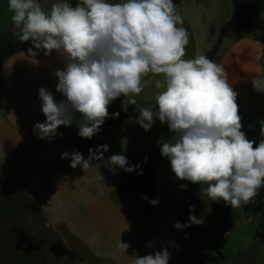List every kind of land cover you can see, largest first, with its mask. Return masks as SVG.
Masks as SVG:
<instances>
[{
  "label": "crops",
  "instance_id": "obj_1",
  "mask_svg": "<svg viewBox=\"0 0 264 264\" xmlns=\"http://www.w3.org/2000/svg\"><path fill=\"white\" fill-rule=\"evenodd\" d=\"M247 1L264 5V0ZM56 2L59 0H48L42 8L49 11ZM173 2L189 33L184 59L208 56L216 43L211 42L210 48L206 42V50L200 51L203 40L197 38L195 25L188 20L192 16L195 24L197 21L210 31L211 17L187 15L194 4L192 9H198L195 0ZM225 2L229 7L233 4L232 0ZM228 9L225 25L232 16ZM13 15L8 0H0V37L13 32ZM263 18L249 31L230 30L214 59L224 67L228 83L237 93L241 130L255 142L254 147L264 139L260 124L264 121V94L252 85L253 77L264 76ZM207 34L210 32L205 31L203 37ZM30 48L35 55L28 51ZM65 65L60 53L53 51L46 56L32 45L0 63V231H67L95 258L112 264H133V255L142 257L163 248L170 252L169 264H264V230L255 231V218L264 215V196L259 195L264 187L253 202L233 209L223 201H211L205 194L207 186L200 185L197 218L203 223L197 225L198 233L191 240L185 227H175L177 222L183 224L179 205L189 181L175 176L167 157L162 156L155 172L153 200L158 203H151L145 210L139 198L118 197L121 186L142 167L169 131L158 118L151 130L145 131L138 123L139 117H132L141 107L157 110L155 96L161 89L155 87V81L163 80L162 76L149 74L144 78V90L135 97L137 106L128 105L124 111L125 98L114 100L108 108L109 118L119 113L124 121L100 127L91 139L78 135L75 122L61 125L59 134L51 139H40L34 125L45 122L46 117L38 90L43 87L57 102L64 100L63 94L56 91L58 78L54 73ZM244 106L255 109V120L254 110H250L244 122ZM75 115L78 120L79 113ZM90 150L96 158L86 170L70 167L71 157L61 159L65 152H79L87 159ZM113 154L125 155L129 166L138 167L129 173L109 165ZM34 212L40 214L41 221ZM120 241L129 245L126 252L119 248ZM149 241L151 248L147 247Z\"/></svg>",
  "mask_w": 264,
  "mask_h": 264
},
{
  "label": "clouds",
  "instance_id": "obj_2",
  "mask_svg": "<svg viewBox=\"0 0 264 264\" xmlns=\"http://www.w3.org/2000/svg\"><path fill=\"white\" fill-rule=\"evenodd\" d=\"M8 6L14 13V40L30 41L46 56L56 51L66 61L64 69L54 73L56 91L65 99L57 102L49 90H38L46 117L34 125L40 139H51L61 125L73 122L80 137L91 139L109 118L114 100L124 97L127 111L128 105L137 106L135 97L144 90V78L162 76L155 81L161 89L155 96L157 110L139 108L138 123L149 131L158 118L174 133L160 142L172 172L180 180L206 185L211 201H223L233 209L254 201L264 187V139L254 147L241 130L237 93L224 67L207 55L184 59L189 33L173 0H79L75 6L59 0L49 11L38 0H8ZM28 51L35 55L32 48ZM252 85L264 94V76L253 77ZM260 124L264 137V121ZM102 148L108 150L107 145ZM68 157L70 167L83 170L96 158L91 150L87 159L79 152L61 155ZM108 163L129 173L138 167L129 166L123 154H113ZM193 209L190 206V213ZM189 222L200 225L203 220L190 214ZM190 224L177 222L175 227ZM128 247L120 241V249L126 252ZM147 247H153L151 241ZM169 258L167 248L132 256L133 264H169Z\"/></svg>",
  "mask_w": 264,
  "mask_h": 264
},
{
  "label": "rangeland",
  "instance_id": "obj_3",
  "mask_svg": "<svg viewBox=\"0 0 264 264\" xmlns=\"http://www.w3.org/2000/svg\"><path fill=\"white\" fill-rule=\"evenodd\" d=\"M48 0H40L43 5ZM69 1V0H68ZM198 9L186 11L187 15L210 16L211 28H201L197 21L189 16V23L195 25L194 30L197 38L202 41L199 45V50H206V42H217L221 30L225 26L224 17L227 9L233 16L234 5L227 6L225 0L221 2L217 0H195ZM199 10V11H198ZM229 10V9H228ZM231 16V17H232ZM231 19V18H230ZM229 19V20H230ZM264 19V18H263ZM227 24V23H226ZM205 31L210 32V35L203 37ZM202 39V40H201ZM214 43V44H215ZM208 47V48H209ZM255 100V98H254ZM250 107L244 106V122H247V117L254 110L253 118L255 120V109L251 111ZM126 116V115H125ZM124 116V117H125ZM261 190L260 196H264ZM31 214H33L31 212ZM38 221L42 218L40 214L34 212ZM25 218V217H23ZM264 230V215L255 218V231ZM198 231L195 233L197 235ZM0 264H112L108 261L98 260L87 248L82 246L69 232L67 231H0Z\"/></svg>",
  "mask_w": 264,
  "mask_h": 264
},
{
  "label": "trees",
  "instance_id": "obj_4",
  "mask_svg": "<svg viewBox=\"0 0 264 264\" xmlns=\"http://www.w3.org/2000/svg\"><path fill=\"white\" fill-rule=\"evenodd\" d=\"M232 1L234 5L233 16L222 29L213 50L209 52L208 57L212 60L215 59L223 40L230 30L239 28L241 31H249L255 22L264 15V5H252L247 0ZM78 2L79 0H72L70 4L75 6ZM31 45L32 43L30 41L19 42L18 40H14L12 32L3 35L0 37V63H2L5 58L18 53L24 47ZM132 117L138 118L140 117V113H136L132 115ZM123 121L124 120L121 116L112 117L105 120L101 127L116 125ZM172 135L173 133L169 130L161 142L169 140ZM161 158L162 155L159 144L158 148L147 157L142 167L121 186L118 197L121 199L139 198L142 201L144 209L148 210L151 201L154 198L155 172ZM199 192L200 184H192L189 181L179 205V218L183 224H190V214L197 217ZM143 197H146V199ZM190 206H194L191 213ZM185 228L187 230V238L191 240L193 235L197 232V225L190 224V226Z\"/></svg>",
  "mask_w": 264,
  "mask_h": 264
},
{
  "label": "water",
  "instance_id": "obj_5",
  "mask_svg": "<svg viewBox=\"0 0 264 264\" xmlns=\"http://www.w3.org/2000/svg\"><path fill=\"white\" fill-rule=\"evenodd\" d=\"M125 118H126V119H129V118H130V116H129V115H126V116H125Z\"/></svg>",
  "mask_w": 264,
  "mask_h": 264
}]
</instances>
